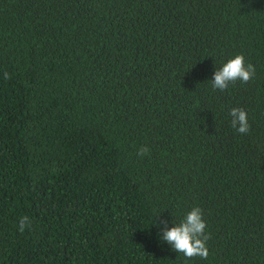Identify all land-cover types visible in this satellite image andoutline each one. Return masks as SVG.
I'll return each instance as SVG.
<instances>
[{
  "label": "trees",
  "instance_id": "trees-1",
  "mask_svg": "<svg viewBox=\"0 0 264 264\" xmlns=\"http://www.w3.org/2000/svg\"><path fill=\"white\" fill-rule=\"evenodd\" d=\"M0 264H264V0H0Z\"/></svg>",
  "mask_w": 264,
  "mask_h": 264
},
{
  "label": "clouds",
  "instance_id": "clouds-1",
  "mask_svg": "<svg viewBox=\"0 0 264 264\" xmlns=\"http://www.w3.org/2000/svg\"><path fill=\"white\" fill-rule=\"evenodd\" d=\"M254 75L255 66L251 63L246 64L245 57L238 54L224 63L221 68L216 69L210 81L214 90L225 91L230 84H234L236 81L247 84ZM10 78V75L5 73V79ZM229 115L231 116V126L237 132L240 134L249 133L250 125L244 109L232 108ZM148 154L150 152L146 146H142L137 152L141 158ZM164 223L165 227L162 229L161 239L170 245L173 251L183 254L187 259L208 258L207 241L210 239V235L206 233L207 224L200 207H193L180 223L173 222L175 226L171 228L167 227V221ZM30 226L31 221L27 216L20 218L18 227L21 233Z\"/></svg>",
  "mask_w": 264,
  "mask_h": 264
}]
</instances>
